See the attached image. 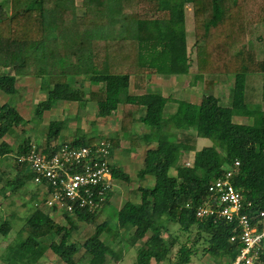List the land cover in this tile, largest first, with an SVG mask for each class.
Listing matches in <instances>:
<instances>
[{"label": "trees", "instance_id": "trees-1", "mask_svg": "<svg viewBox=\"0 0 264 264\" xmlns=\"http://www.w3.org/2000/svg\"><path fill=\"white\" fill-rule=\"evenodd\" d=\"M187 4L194 16L191 48ZM158 74L233 76L226 98L230 102L223 104L224 99L214 94H204L200 103L164 95L147 86ZM25 77L36 79L46 94L34 110L40 121L58 101H93L102 118L121 106L119 134L132 132L135 149L142 142L147 145L137 175L142 180L150 175L154 181L130 184L132 175L112 161L119 135L104 136V158L114 183L127 182L128 199L108 212L112 189L99 185L94 207L64 199L73 206L63 211L64 223L54 219L55 207L34 185L30 202L38 204H31L16 239L0 254L5 264H48V250L66 264H113L139 241L136 264H161L179 240L171 232L173 223L185 233L196 230L195 240L203 238L206 251L230 264L243 246L238 219L197 214L208 204L211 182L228 168L233 185L242 190L241 213L264 226V109L259 105L264 102V0H82L81 5L75 0H0V92L16 95V84ZM83 82L92 85L88 96ZM168 102L175 106L170 114L165 112ZM234 116L251 121L238 122ZM25 121L15 102L0 103V156L13 152L16 160V174L2 186L6 198L35 178L28 162L20 160L35 144L31 135L16 147L6 139ZM136 121L148 130L134 132ZM65 123L64 118L50 120L37 146L48 154L64 144L87 146L97 154L101 139L96 140L94 131L87 134L77 127L63 136ZM198 137L210 138L213 144L197 148ZM191 151L190 162L186 158ZM13 215H2L4 236L13 230ZM234 235L238 237L232 240ZM184 244L185 255L175 264H183L187 251L195 247ZM256 264H264V247Z\"/></svg>", "mask_w": 264, "mask_h": 264}, {"label": "rangeland", "instance_id": "rangeland-1", "mask_svg": "<svg viewBox=\"0 0 264 264\" xmlns=\"http://www.w3.org/2000/svg\"><path fill=\"white\" fill-rule=\"evenodd\" d=\"M78 4L81 5L82 0H78ZM189 20L190 17H187V21ZM188 28L189 32L191 31L192 34H189V37L191 38V36L193 37V26L191 27V30L190 25H188ZM192 54L194 56V53ZM181 79L182 80L178 78L170 79V77L168 79H164L163 77L159 79L154 76L153 80L151 81V83L153 82L152 89L161 90L165 95L176 96L192 101H198L204 94H214L224 99V102H222L223 104L230 102L229 99L227 100L226 98L229 93V84L231 81H233V76H214L210 78L206 77L203 79H196L195 76L191 75V77H188L187 80H184L185 78L183 77ZM83 83L85 93L88 96L92 85L90 86L89 84H86V82ZM16 85L18 87V93L16 95H8L0 92V103H4L5 101L15 102L20 112L27 120L21 125L16 126L12 133L6 135V139L11 145L16 147L17 144L21 142L28 134L31 135L33 142L38 145V142H40L44 137L43 133L48 127V122L53 119L64 118L66 119V123L62 129L63 136H66L69 133H74L77 127L83 129L87 134H90L94 131V134L98 136L96 140H102V138H105L104 136L111 138L112 136L119 135L120 144L116 147V149L113 150L114 152L112 155V161L115 162V164L122 165V167L127 172H129L130 175H132V182H130V184L137 185L138 183L144 184L154 181L153 177L152 180L150 178H145L142 180L138 177L136 172L131 173L132 171H135L143 166L141 163L131 165V160L135 161V158L140 160L147 145L142 142L139 145L140 147L137 148V153H134L135 155H133L135 150V147H133L134 145H132L131 142L133 133L129 131L130 133L127 136L124 134L121 135V133L119 134L121 106H119L117 110L113 111V113L107 118H102L97 115V105L93 101H88L84 104H80V102L69 103L66 101H58L56 107H54V110L44 113L43 120L40 121L37 117L35 118L34 110L37 103L41 99L45 98V92L39 89L38 81L33 78H20ZM188 89L191 90L187 92ZM195 95L199 96L196 97V99L191 98L195 97ZM138 99L141 100L140 95H138ZM172 106L173 105L171 103L168 104L166 113L173 109ZM245 121L246 120L244 119V122ZM133 127L135 130L134 132L136 133H142V131L148 130V128L139 121L134 122ZM22 131H25L26 134H21ZM201 141H204V143H202L203 145L213 144V141L210 138H202ZM193 156L194 154L191 151L187 156L189 159H186L189 161L193 158ZM14 163H16V160L15 154L13 152L4 156H0V176L3 175V177L0 178V223L3 221L4 216L2 215H4L5 211L8 213V215L9 213L14 212L12 217L13 230L7 236H4L2 233H0V254L4 251L6 245L9 242H11L13 239H16V230L22 226L25 217L29 215V212L32 209L31 204L36 203V200H33L34 202L32 201V203L30 202V197L34 191L33 181L27 182L25 188L20 189L19 192H15L12 196H9V198L4 197L2 186L4 185L6 178L13 177L16 174V169L13 165ZM174 172L175 170L172 168L170 173L174 174ZM117 184H119L121 187L118 191V194L115 195L114 201L112 200L110 204L106 205L108 206V212L115 207V203L116 206H120L124 199L129 196V192L126 189L128 187L127 182H117ZM117 188L118 186L116 187L113 185L111 189L114 190ZM10 201H14V203H11ZM62 213V210H57L54 219L66 223ZM172 225L173 228H171V232L178 235L179 240L178 243L173 246L169 259L163 261L161 264H175L181 262V258L185 255V250L187 249L184 243L194 245L195 247L193 251H187L189 256L183 264H224L218 255L206 251L208 244L203 238H197V240H195L196 230L185 233L184 231H180L179 225L177 223H173ZM164 236L168 237V232H164ZM141 244L142 241H139L135 246L127 248L123 254V257L118 261L112 257V261L115 260L113 261V264H136V248ZM82 251L83 250H80L75 255L76 259L79 258L80 254H82ZM48 256V260L50 262H48V264H66L61 259L57 258V256L50 250H48ZM111 256V254L108 255L110 258ZM152 263L154 264L155 261L152 260ZM0 264L5 263L0 259ZM77 264H85V261L77 262Z\"/></svg>", "mask_w": 264, "mask_h": 264}, {"label": "built area", "instance_id": "built-area-1", "mask_svg": "<svg viewBox=\"0 0 264 264\" xmlns=\"http://www.w3.org/2000/svg\"><path fill=\"white\" fill-rule=\"evenodd\" d=\"M99 144L97 154L92 153L87 146L69 147L67 144L58 152L48 154L34 144L27 155L20 156V160L28 162L35 173L34 185L41 189L45 202L55 207L56 211H72V203H67V200L77 202L79 206L94 207L97 205L93 199L96 187L102 185L106 189L112 188L114 184L108 160L104 158L108 154L104 146L107 143L102 139ZM236 164L239 162L236 161ZM79 166L82 167L80 171H72ZM232 174L233 171L228 168L222 177L211 182L208 204L199 207L197 214L214 220L237 218L242 228L239 238L243 246L230 264H256L260 250L264 247V226L261 228L259 222H252L247 213H241L243 194L241 189L233 185ZM261 215H264V211ZM236 237L234 235L231 239Z\"/></svg>", "mask_w": 264, "mask_h": 264}, {"label": "crops", "instance_id": "crops-1", "mask_svg": "<svg viewBox=\"0 0 264 264\" xmlns=\"http://www.w3.org/2000/svg\"><path fill=\"white\" fill-rule=\"evenodd\" d=\"M75 3L77 4V5H80V4H78V0H75ZM189 10V11H188ZM190 12V13H189ZM187 17H190V20L189 21H187ZM185 22H186V26H187V43H188V47L189 48H191L192 46H193V44H194V41H193V37L191 36V38L189 37V34H191V31L189 32V28H188V25H190V30L192 29L191 27L193 26L194 27V16H193V10H192V5L191 4H187L186 5V10H185ZM192 35V34H191ZM190 45V46H189ZM192 45V46H191ZM156 77L157 78H159V79H161L162 77L164 78V79H168L169 77H170V79L171 78H178V79H180V80H182L181 78L183 77V78H185L184 80H187V78L188 77H191V74H180V75H161V74H158V75H156ZM25 78H31V77H25ZM24 78V79H25ZM197 79V78H196ZM199 79V78H198ZM176 81H178V80H176ZM153 84V82L151 83H149L147 86L149 87V88H151L152 89V85ZM159 89H161V88H159ZM189 90H191V89H188V91L187 92H189ZM192 92V91H191ZM164 94V93H163ZM190 94V93H189ZM46 95V94H45ZM165 95V94H164ZM170 96V95H169ZM199 96V95H198ZM197 95H195V97H191V98H195L196 99V97H198ZM174 97H176V96H174ZM202 98V97H201ZM201 98L198 100V101H192V100H190L191 102H195V103H200L201 102ZM170 102H168L167 103V105H166V107H165V112H166V108H167V106H168V104H169ZM173 106H172V110L170 111V112H168L167 114H170V113H172L173 111H174V108H175V106H174V104L173 103H171ZM259 105L264 109V102H259ZM19 109V108H18ZM47 113V112H46ZM233 119L235 120V121H238V122H242V123H246V122H250L251 121V119H249V118H247V117H243V116H234L233 117ZM244 119L246 120L245 122H244ZM187 132H191V133H195L193 130H190V131H187ZM202 138H205V137H202ZM202 138L201 137H198V140H197V148H201L202 146H204L202 143H204V141H201L202 140ZM201 144V145H200ZM133 152V151H132ZM131 152V153H132ZM193 152V154H194V151H192ZM134 153H137V149H135L134 150V152H133V155H135ZM116 159V158H115ZM119 159V158H118ZM136 160H138V161H140L138 158H135ZM134 159V160H135ZM189 159V158H188ZM193 159V158H192ZM192 159H190L191 161H192ZM132 161L131 160V165H133V164H138V163H141L142 164V162H138V161ZM141 168V167H140ZM140 168H138L137 170H135V171H132L131 173H134V172H136L137 174H138V170L140 169ZM133 170V169H132ZM150 175H148L146 178H150L151 180H152V176H150ZM114 186H118V188L117 189H112L113 190V192H112V190H111V196H110V202H112V200L114 201V197H115V195H117L118 194V191L120 190V187L121 186H119V184H117V180H116V183H114ZM127 189V191H128V187L126 188ZM137 197H134V199L135 200H139V199H136ZM128 199V196L124 199V201H123V203L125 202V200H127ZM113 203H115V202H113ZM122 203V204H123ZM121 204V205H122ZM120 205V206H121ZM115 206H116V203H115ZM120 206H116V207H120ZM56 213V212H55ZM55 213L53 214V215H55Z\"/></svg>", "mask_w": 264, "mask_h": 264}]
</instances>
